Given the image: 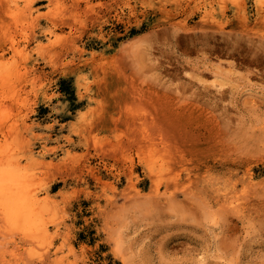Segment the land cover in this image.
<instances>
[{"label": "rangeland", "instance_id": "374dc122", "mask_svg": "<svg viewBox=\"0 0 264 264\" xmlns=\"http://www.w3.org/2000/svg\"><path fill=\"white\" fill-rule=\"evenodd\" d=\"M62 1L0 0V163L50 232L0 214V264H264V0Z\"/></svg>", "mask_w": 264, "mask_h": 264}, {"label": "bare ground", "instance_id": "6f19581e", "mask_svg": "<svg viewBox=\"0 0 264 264\" xmlns=\"http://www.w3.org/2000/svg\"><path fill=\"white\" fill-rule=\"evenodd\" d=\"M40 2H51V0H38ZM62 1V0H61ZM68 1V0H67ZM78 1V0H77ZM98 1V0H97ZM111 1V0H110ZM58 2V0H57ZM63 2V1H62ZM61 2V3H62ZM76 2V1H75ZM89 2V1H88ZM96 2V1H95ZM45 3V2H44ZM64 3V2H63ZM62 3V4H63ZM66 3V2H65ZM84 3V2H83ZM90 3H92L90 1ZM28 5H30L29 3H27ZM50 4V3H49ZM57 4V3H56ZM60 4V3H59ZM78 4V3H77ZM129 4V3H128ZM38 5V4H37ZM81 5V4H80ZM89 5V3H88ZM101 5V3H100ZM131 5V4H130ZM53 6V5H51ZM55 6V5H54ZM57 6V5H56ZM62 6V5H61ZM59 5V7H61ZM87 6V5H86ZM79 7V6H78ZM83 7V6H82ZM38 9V8H36ZM42 9V8H41ZM50 9V7H49ZM48 9V10H49ZM54 9V8H52ZM56 9V8H55ZM59 9V8H58ZM61 9V8H60ZM80 9V8H79ZM132 9V8H131ZM35 10V9H34ZM33 10V11H34ZM51 10V9H50ZM87 10V9H86ZM58 11V10H57ZM63 11V9L61 10ZM134 11V10H133ZM24 12V11H23ZM28 12V11H27ZM26 12V13H27ZM56 12V11H55ZM54 12V13H55ZM35 13V12H34ZM48 13V11H47ZM121 13V12H120ZM132 13V12H131ZM110 14V13H109ZM116 14V13H115ZM37 15V14H36ZM39 15V14H38ZM42 15V13L40 14ZM113 15V13L111 14ZM32 16V15H31ZM30 16V17H31ZM43 16V15H42ZM103 16V15H102ZM116 16V15H115ZM119 16V15H117ZM133 16V15H132ZM135 16V15H134ZM149 16V15H148ZM35 17V15H34ZM107 17V15L105 16V18ZM120 17V16H119ZM126 17V16H125ZM110 18V17H109ZM117 18V17H116ZM31 19V18H30ZM102 19V18H101ZM107 19V18H106ZM121 19V18H119ZM128 19V18H127ZM113 20V19H112ZM124 20V18H123ZM139 20V19H138ZM106 21V20H105ZM125 21V20H124ZM3 22V21H2ZM32 22V21H31ZM118 22V20L116 21ZM123 22V21H122ZM134 22V21H133ZM29 23V22H28ZM33 23V22H32ZM31 23V24H32ZM52 23V22H51ZM136 23V22H134ZM41 24V23H40ZM54 24V23H53ZM105 24V23H104ZM30 25V24H29ZM59 25V24H58ZM57 25V26H58ZM61 25V24H60ZM100 25V24H99ZM104 26V25H103ZM53 27V26H52ZM34 28V27H33ZM72 28V27H71ZM58 29V28H57ZM101 29V28H100ZM37 30V29H36ZM61 30V29H60ZM167 30V29H166ZM33 31V30H32ZM76 31V30H75ZM88 31V30H87ZM36 32V31H35ZM57 32V31H56ZM71 32V31H70ZM69 32V33H70ZM74 32V31H73ZM92 33V32H91ZM94 33V32H93ZM60 34V33H59ZM66 34V33H65ZM71 34V33H70ZM78 34V33H77ZM80 34V33H79ZM104 34V33H101ZM37 35V34H36ZM43 35V34H42ZM73 35V34H72ZM97 35V34H96ZM80 36V35H79ZM83 36V35H82ZM91 36V35H90ZM99 36V34H98ZM117 36V35H116ZM12 38V36H10ZM25 37V36H24ZM61 37V36H59ZM58 37V39H59ZM73 37H75L73 35ZM72 37V38H73ZM105 37V36H104ZM71 38V39H72ZM77 38V37H76ZM97 38V36H96ZM101 38V36H100ZM70 39V40H71ZM74 39V38H73ZM93 39V38H92ZM16 40V39H14ZM53 40V39H52ZM81 40V39H80ZM102 40V39H101ZM54 41V40H53ZM28 42V41H27ZM12 43V42H11ZM10 43V44H11ZM18 43V42H16ZM76 43V42H75ZM101 43V42H100ZM19 44V43H18ZM50 44V43H49ZM62 44V43H61ZM66 44V42H65ZM106 44V43H105ZM14 45V44H13ZM13 45H7V44H0V52L3 53H7V52H12L14 51L15 47ZM56 45V44H55ZM68 45V43H67ZM72 45V44H71ZM17 46V45H15ZM19 46V45H18ZM41 46V45H40ZM44 46V45H43ZM42 46V48H43ZM46 46V44H45ZM44 46V47H45ZM51 46V45H50ZM57 46V45H56ZM68 47V46H67ZM78 47V45H77ZM17 48V47H16ZM59 48V47H58ZM79 48V47H78ZM85 48V47H84ZM42 50V49H41ZM66 50V49H65ZM77 50V49H76ZM80 50V49H79ZM17 51V50H16ZM67 51V50H66ZM65 51V52H66ZM85 51V50H84ZM39 52V51H38ZM78 52V51H77ZM83 52V50H82ZM80 53L81 55L83 53ZM86 52V51H85ZM18 53V52H17ZM20 54V52L18 53V55ZM66 54V53H65ZM64 54V55H65ZM88 54V53H85ZM40 55V54H39ZM46 55V54H45ZM53 55V53H52ZM71 55V54H70ZM73 55V54H72ZM79 55V53H78ZM98 55V54H97ZM96 55V56H97ZM6 56V55H5ZM26 56V55H25ZM47 56V55H46ZM80 56V55H79ZM92 56V55H91ZM14 57V56H13ZM29 57V56H27ZM44 57V56H43ZM67 57V56H66ZM73 57V56H72ZM100 57V56H99ZM7 58V57H6ZM10 58V57H9ZM20 58V57H19ZM24 58V57H23ZM26 58V57H25ZM50 58V57H49ZM54 58V57H53ZM13 59V58H12ZM17 59V58H16ZM46 59V58H45ZM63 59V58H62ZM72 59V58H71ZM92 59V58H91ZM9 60V59H8ZM37 60V59H36ZM75 60V58H74ZM85 60V58H84ZM88 60V59H86ZM85 60V61H86ZM93 60V59H92ZM96 60V59H95ZM42 61V60H41ZM50 61V60H49ZM52 61V60H51ZM50 61V62H51ZM80 61V59H79ZM78 61V62H79ZM91 61V60H90ZM36 62V61H35ZM54 62V61H53ZM94 63V61H91ZM56 63V62H55ZM69 63V61H68ZM74 61H72V66H73ZM80 63V62H79ZM18 64V63H17ZM21 64V63H20ZM24 64V63H23ZM37 64V63H36ZM52 64V63H51ZM76 64V63H75ZM85 64V63H84ZM15 65V64H14ZM86 65V64H85ZM18 66V65H17ZM70 66V65H69ZM89 66V65H88ZM91 66V65H90ZM14 67V66H13ZM38 67V66H37ZM52 67V66H51ZM64 67V66H63ZM66 67V66H65ZM74 67V66H73ZM78 67V66H77ZM87 67V66H86ZM15 68V67H14ZM22 68V67H21ZM20 68V69H21ZM24 68V67H23ZM26 68V67H25ZM79 68V67H78ZM84 68V67H83ZM20 69H17L20 71ZM34 69V68H33ZM38 69V68H37ZM73 69V68H72ZM92 69V68H91ZM24 70V69H23ZM26 70V69H25ZM29 70V69H28ZM57 70V69H56ZM71 70V68H70ZM78 70V69H77ZM76 70V71H77ZM11 71V70H10ZM9 71V72H10ZM17 71V72H19ZM72 71V70H71ZM82 71V70H81ZM15 72V71H14ZM13 72V73H14ZM24 72V71H23ZM28 72V71H27ZM54 72V71H53ZM80 73V72H79ZM78 73V74H79ZM5 74V73H4ZM3 74V75H4ZM12 74V73H11ZM74 74V73H73ZM76 74V73H75ZM2 75V76H3ZM34 75V74H33ZM38 75V72H37ZM26 77V76H25ZM29 77V76H28ZM81 77V76H80ZM1 80V78H0ZM5 80V79H4ZM3 80V81H4ZM2 81V80H1ZM33 81V80H32ZM35 85V84H34ZM27 86V85H26ZM80 93V92H79ZM82 96L80 95V98ZM86 97V96H85ZM84 98V97H83ZM82 98V99H83ZM81 101V100H80ZM83 101V100H82ZM90 104V103H89ZM31 126V125H29ZM20 127H22V125H20ZM19 127V128H20ZM30 128V127H29ZM20 130V129H19ZM29 130V129H28ZM17 131V130H16ZM159 132V131H158ZM160 133V132H159ZM158 133V134H159ZM132 134V133H131ZM156 134V133H154ZM18 135V134H17ZM152 135V134H151ZM149 136V135H148ZM146 135V137H148ZM143 137V136H141ZM151 137V136H150ZM154 137V136H152ZM12 138V137H11ZM15 138V137H13ZM18 138V137H17ZM133 138V137H132ZM131 138V139H132ZM135 138V136H134ZM137 139V138H135ZM143 139V138H141ZM145 139V138H144ZM143 139V140H144ZM148 139V138H147ZM22 141V140H21ZM149 143V142H148ZM22 144V143H21ZM23 146V145H22ZM31 154V153H30ZM29 155V154H28ZM37 162V161H36ZM149 163V162H148ZM151 165V164H149ZM152 167V166H151ZM150 167V168H151ZM154 168V167H153ZM21 170H19V168H14L10 165H8V167H4V163H0V214L2 216V218L8 222V224H13V226H17L19 227V229L22 231L23 235L29 239H37L38 237H45L48 235V227H46L45 225H43L42 221L43 218L45 216V213L47 211V206H48V202H47V198H43L42 195H40L39 192H37L35 190V188H38L37 185H35L36 187L34 189H32L33 186H31V183L29 181V178L26 177V173H21ZM24 171V170H23ZM156 172V171H154ZM33 176V175H32ZM34 178V177H33ZM100 179V178H99ZM50 199V198H49ZM51 205V203H50ZM52 208V207H51ZM45 220V219H44ZM11 227V226H10ZM50 233V232H49Z\"/></svg>", "mask_w": 264, "mask_h": 264}]
</instances>
